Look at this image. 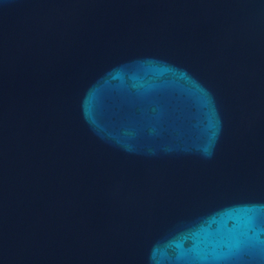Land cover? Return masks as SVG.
Wrapping results in <instances>:
<instances>
[{
    "label": "water",
    "instance_id": "1",
    "mask_svg": "<svg viewBox=\"0 0 264 264\" xmlns=\"http://www.w3.org/2000/svg\"><path fill=\"white\" fill-rule=\"evenodd\" d=\"M0 264H264V0H0Z\"/></svg>",
    "mask_w": 264,
    "mask_h": 264
}]
</instances>
